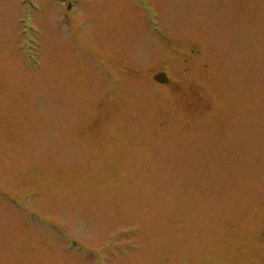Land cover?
Masks as SVG:
<instances>
[{"label":"rangeland","instance_id":"obj_1","mask_svg":"<svg viewBox=\"0 0 264 264\" xmlns=\"http://www.w3.org/2000/svg\"><path fill=\"white\" fill-rule=\"evenodd\" d=\"M0 264H264V0H0Z\"/></svg>","mask_w":264,"mask_h":264},{"label":"water","instance_id":"obj_2","mask_svg":"<svg viewBox=\"0 0 264 264\" xmlns=\"http://www.w3.org/2000/svg\"><path fill=\"white\" fill-rule=\"evenodd\" d=\"M154 79L157 81V82H159V83H161V84H163V83H167V79H166V77L164 76V74H159V75H156L155 77H154Z\"/></svg>","mask_w":264,"mask_h":264}]
</instances>
